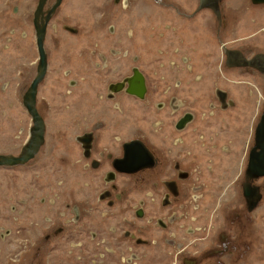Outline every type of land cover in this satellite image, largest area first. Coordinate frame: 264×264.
Returning a JSON list of instances; mask_svg holds the SVG:
<instances>
[{
    "label": "rangeland",
    "instance_id": "1",
    "mask_svg": "<svg viewBox=\"0 0 264 264\" xmlns=\"http://www.w3.org/2000/svg\"><path fill=\"white\" fill-rule=\"evenodd\" d=\"M54 1L48 0L46 9ZM37 2L0 0V153L17 154L27 139V129L33 125L23 97L39 68L33 23ZM200 3L201 0H132L131 6L126 8L122 0H62L48 22V72L37 93L40 114L50 125L47 145L40 156L27 165L0 166V264H84L85 261L92 264L118 261L116 264H119L120 253L106 252L100 242L105 235L103 230L108 227V223L101 222V206L97 209L101 183L98 180L90 183L85 178L87 174L81 171L84 159L75 136L90 130L95 121L103 122L107 126L99 130L108 141L103 136L100 143L103 140L104 144L111 145L114 134L130 138L139 128L144 131L146 125L149 126L152 118L148 114L151 112L145 116L141 109L138 110L140 113L129 111L125 124L116 125L120 108L105 95L109 82L122 80L130 74L134 64L140 65L148 77V103L153 104V100L160 97L159 81L162 88L166 82L171 87H178L177 82H186L189 92L185 87L173 91L178 98L194 103L192 107L199 111L198 115L207 112L205 105L216 87L229 92L237 108L221 112L220 118L226 119L220 122L221 127L229 133L222 137L220 145H229L232 150L221 153L220 169L223 170L227 162L232 164L228 177L235 178L236 188L218 204H228L230 217L247 210L242 192L243 160L247 151L242 150V143L254 129L259 119L255 118L263 110L264 84L250 78L251 82L247 84L233 82L246 79V76H240L237 70L226 65L222 45L237 48L251 41L258 45L257 48L264 47V4L256 5L251 0H220L219 21L208 7L197 11ZM236 20L250 24L247 30L240 29L238 34L252 36L235 43L228 36L235 37ZM65 25L76 31L70 32ZM202 38L206 39L204 43L208 48L206 52L210 51L209 56L206 52L193 50L199 45L206 48L203 41L200 43ZM176 48L181 49L179 54L173 53ZM219 56L220 68L217 67ZM171 60L179 66L171 68ZM159 63H164L165 67H159ZM188 65L191 72L187 71ZM200 73L202 79L200 75L196 76ZM165 96L168 97L169 93ZM198 98L201 100L194 102ZM115 101L120 105L122 98H115ZM125 103L130 105L127 100ZM241 113L245 115L236 118ZM205 119L206 115L202 117L204 122ZM201 127L204 130L217 128L214 123ZM73 162L79 165L75 163L76 167H72ZM253 180L262 188L260 204L252 213H247V217L241 216L236 223L231 218L225 227L219 228L220 232L233 231L238 241L245 242L243 247L234 250L232 258L226 259L225 264H264V176ZM74 202L86 207L90 216L89 220L82 219L79 225L96 229L98 238L91 241L85 233H76L71 239L63 237L59 239L57 249L51 246L40 256L34 243L39 240L38 234L45 225L42 216L54 220L68 218L66 204ZM97 223L100 227L95 228ZM67 228L66 232L72 233ZM145 235L158 240L162 238L154 228H149ZM225 236L227 238V234ZM70 240H82V249L89 250L87 254H80V249L72 250ZM108 240L113 241L112 238ZM120 242L123 246L119 252L122 251L125 258L129 244L125 240ZM140 246L134 247L141 257L138 264H171L165 244ZM197 248L196 245L189 246L181 252L182 248L175 247L173 251L177 259L174 264H181L187 254H196ZM199 249L203 247L199 246ZM101 253H105V258ZM206 254L199 264H218L215 256ZM80 255H83L82 259L77 258ZM124 264L130 263L126 259Z\"/></svg>",
    "mask_w": 264,
    "mask_h": 264
},
{
    "label": "flooded vegetation",
    "instance_id": "2",
    "mask_svg": "<svg viewBox=\"0 0 264 264\" xmlns=\"http://www.w3.org/2000/svg\"><path fill=\"white\" fill-rule=\"evenodd\" d=\"M57 1L55 0L53 4ZM251 2L254 3L252 0ZM131 4L132 0H122V5L126 8H129ZM198 9L199 7L197 11ZM218 20H221V16L218 17ZM66 26L69 25L64 26L67 29ZM48 29L49 26H47V32ZM69 31L73 32L70 29ZM46 41L47 37L45 38V48ZM233 41L235 42L236 39L231 42ZM222 46L226 65L237 70V74L240 76H246V79L241 80L239 78L240 80H233V82L247 84L251 82L248 79L250 78L264 84V47L257 48V45L252 46L250 43L237 48ZM180 51L181 49L178 48L173 49L174 54H179ZM159 53L162 54V50H159ZM167 53H170V51ZM100 56L103 60H106L103 54H100ZM220 60L219 56L218 68H220ZM160 66L165 67V64L159 63ZM177 66L179 65L176 61H170L171 68ZM136 69L144 80L138 77ZM187 71L191 72L189 65ZM198 75L202 79L203 75L200 73L196 76ZM43 80L38 85V92L44 82ZM143 82L146 90L142 93L144 95L141 96L136 92H141ZM177 83L178 87H171L166 82L164 83L166 86L162 88L159 81L158 94H160V97L153 100V105L148 103L150 87L148 86L147 75L140 65H132L130 74L125 75L122 80L109 82L105 95L106 98L113 101V105L120 108L121 113L116 120V125L125 124L127 117L130 116L129 111L140 113L138 110L141 109L143 110L142 115L145 116L151 112V114H148L150 119L152 118L150 124L148 123L149 126L146 125L144 131L139 128L130 138H122L121 135L114 134V142L111 145L104 144L103 140L100 143L103 136L107 140V136L102 135L99 130V128L103 129L107 126L103 122L95 121V123H92L90 130L83 131L75 136L76 140L82 135H86L85 138L87 139L90 138L88 151L83 147V143L78 140L81 148L80 153L84 159L81 165L83 170L81 171L87 174L85 178L90 183L96 180L101 183L97 209L101 206V222L102 224L108 223V227L106 231L103 230L105 235L100 238V242L106 252L120 253L119 264L126 263V259L130 264L139 263L141 257L135 251V246L139 248L140 245H158L160 243L166 245L171 264H174L177 259L173 251L175 247H180L182 248L181 252H185L189 246L194 247L195 245L198 246L197 253L185 255L181 264H199V260L204 258L206 252V255L215 256L218 264H222V260L225 264L226 259L230 260L232 258L234 250L243 247L242 245L245 242L238 241V237L234 235L233 231L225 232L221 230L220 232L219 228L223 227L226 221H231V218L236 223L241 216L247 217V213H252L263 198L262 188L254 183L253 178L264 175L256 174L250 169L249 165L255 153L264 154V130L260 129L259 126L264 117V105L260 116L255 118H259V122H256L254 129H251L248 137L242 143V150L247 151L243 160L244 169L242 170L244 174L242 192L247 202V210L238 212L240 213L239 216L234 214L230 217L231 212L228 213L227 211L228 204L223 206L218 204V202L228 198L226 195L234 193L236 188L235 178L228 177L232 164L227 162L223 170L220 169L221 153H229L232 150L229 145H220L222 137L228 136L229 133L220 124L226 119L220 117H222L221 112H225L230 108H237V103L229 97L227 90L216 87L213 96L205 105L207 112L202 111L198 115L199 111L194 110V107H192L194 103H189L186 98H178L176 92H174L183 87L187 88L189 92L190 88L183 81ZM117 84H122V88L113 87ZM254 85L256 86L255 83ZM167 93H169L168 97L165 96ZM121 94L123 97H118ZM115 98H122L120 105L116 103ZM126 100L130 102V105L125 103ZM198 100H201V98L195 99L194 102ZM37 108L40 112L38 103ZM204 115H206L205 122L202 120ZM242 115L245 114L241 113L236 118L241 119ZM206 123H214L217 128L204 130L201 125ZM45 125L43 143L39 146L35 155L22 165H27L36 160L47 145L50 127L48 120L45 121ZM31 128L27 129V139L19 152L17 154L11 153L12 155H20L22 150L29 145L33 138ZM130 141H135V144L132 147H126L125 144ZM3 154L10 153L5 152ZM262 160L263 158L261 162ZM75 163H72V167H76L78 163ZM262 168H264L263 165ZM96 175L99 179L96 178ZM254 188L257 189L254 190ZM256 201L257 205L252 210L251 206L255 205ZM66 206L70 214L68 218L54 220L50 216H42L45 225L41 227L42 230L38 234L39 240L34 243L40 256L46 252L44 249H49L51 246L54 247V250L57 249V243L63 237L71 239L76 233H85L91 241L98 238L96 229L84 224L79 225L82 219L89 220L90 218L86 207L82 208L76 202L67 203ZM57 221L60 225L57 224ZM97 226L100 227L98 223L95 228ZM66 228L72 233L66 232ZM149 228L156 229L162 238L158 240L157 238L147 237L145 232ZM7 234H10V232L7 231ZM108 238H112L115 242L108 240ZM121 240H125L129 244L127 258L122 256V251L119 252V249L123 246ZM205 243L207 247L204 246ZM83 245L82 240H70L69 247L72 250L80 249V254H87L89 250L82 249ZM199 246H202L203 249L200 250ZM71 249H68L70 253L72 252ZM101 255L105 258V253H101ZM82 256H77V258L82 259ZM85 259L87 260V258ZM117 262L108 261V263L113 264ZM84 264H92V262L87 263L85 261Z\"/></svg>",
    "mask_w": 264,
    "mask_h": 264
},
{
    "label": "water",
    "instance_id": "3",
    "mask_svg": "<svg viewBox=\"0 0 264 264\" xmlns=\"http://www.w3.org/2000/svg\"><path fill=\"white\" fill-rule=\"evenodd\" d=\"M46 1L47 0L39 1L38 6L35 10V14H34L33 23L35 27L37 49L39 52V66H38L39 68H38V74L32 80L31 85L29 86L28 90L26 91L24 95V102H23L27 111L30 113L33 119L34 125L31 128L33 138L31 139V142L29 143V145H27L22 150V153L20 155L3 154V153L0 154V166H3V165L15 166V165L25 163L27 160H29L35 155V153L39 149V146L44 141V133H45L46 125H45L44 118L42 117V115L40 114L37 108L38 85L44 79L47 69H48V54L45 48V38H46V33H47L48 22L50 21V18L53 12L60 5L62 0H58L55 4H53L52 6H49L48 9H44ZM252 1L256 4L264 3V0H252ZM219 3H220V0H201L199 9H202L205 7L211 8L215 12L216 16L220 17L221 9H220ZM66 27L68 30L70 29L71 31H74V32L76 31V29L71 26H66ZM136 72H137L138 77L141 78V80H144L143 76L140 73H138L137 69H136ZM121 86L122 84H117V85H114L113 87L120 89L122 88ZM140 90L141 92H136V93H138V95L143 96L144 94L142 93L146 90L144 86V82L142 83V87ZM129 91L132 93H135L132 90H129ZM259 126H260V129L264 130V117L262 118ZM85 137L86 135H82L78 138V140L83 143V147L85 148L86 151H88L90 148L89 147L90 138L87 139ZM134 144H135V141H130L126 143L125 146L132 147ZM257 154L255 153V155H253V159L249 167L250 169H252V171L256 172V174L264 175V168H262V165L264 166V154L263 153H257ZM262 158L263 160L261 162ZM256 189L257 188H254V190ZM246 193H247V190H246ZM257 198L259 197L257 196ZM257 201L254 203L255 205L251 206V208H254L257 205Z\"/></svg>",
    "mask_w": 264,
    "mask_h": 264
},
{
    "label": "crops",
    "instance_id": "4",
    "mask_svg": "<svg viewBox=\"0 0 264 264\" xmlns=\"http://www.w3.org/2000/svg\"><path fill=\"white\" fill-rule=\"evenodd\" d=\"M253 4H255V3H253ZM256 5H260V4H256ZM262 7V6H261ZM237 21V25H235V27H234V36L235 37H231V36H228V38L230 39V41H232L233 39H236V41H235V43L236 42H238V40H246V39H248V38H250L251 36H252V34H247V33H239L238 34V32L240 31V29H242V30H247V26L248 25H250V24H246V22H238L239 20H236ZM251 21L252 22H254L255 21V19L254 18H252L251 19ZM239 23V24H238ZM262 30H264V26L262 27ZM205 38H202V40L200 41V43L203 41V43L205 42ZM208 40V39H207ZM183 43H184V41H183ZM252 46H254V45H256L254 42H249ZM205 45H206V43H204ZM208 44H209V41H208ZM258 46V45H257ZM205 47V46H204ZM261 47H263V46H261ZM207 45H206V48L205 49H203V46L202 47H200V45H199V48H195V49H193L194 51H201L203 54H206V56H209L210 54H209V52H206L207 51ZM213 51V50H212ZM206 52V53H205ZM186 53H188V52H186ZM185 84H186V86H187V83L185 82ZM188 87V86H187Z\"/></svg>",
    "mask_w": 264,
    "mask_h": 264
}]
</instances>
